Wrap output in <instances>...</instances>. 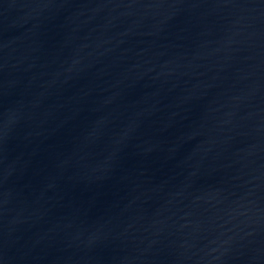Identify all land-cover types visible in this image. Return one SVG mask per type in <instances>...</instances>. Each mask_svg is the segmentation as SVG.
Returning <instances> with one entry per match:
<instances>
[{"label": "water", "instance_id": "obj_1", "mask_svg": "<svg viewBox=\"0 0 264 264\" xmlns=\"http://www.w3.org/2000/svg\"><path fill=\"white\" fill-rule=\"evenodd\" d=\"M0 264H264V0H0Z\"/></svg>", "mask_w": 264, "mask_h": 264}]
</instances>
